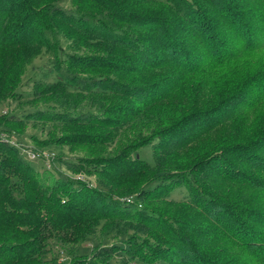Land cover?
Returning <instances> with one entry per match:
<instances>
[{
	"label": "trees",
	"instance_id": "obj_1",
	"mask_svg": "<svg viewBox=\"0 0 264 264\" xmlns=\"http://www.w3.org/2000/svg\"><path fill=\"white\" fill-rule=\"evenodd\" d=\"M35 1L36 6L32 7L29 6L30 0H0V53L5 50L14 55L23 49V46L31 45L36 50L35 54L26 57L31 62L41 54L40 49L45 47L41 43L31 44L30 41V34L34 30L38 16H55L63 13L61 16L67 19H62L71 24L70 31L76 30L73 24L76 27L77 25L85 27L78 28L76 32L82 35L81 38L95 45V53H104L83 56L67 54L71 66H83L86 63L90 67H109L106 62L103 64L104 59L118 58L139 74L149 69H171L173 86H166L169 82V79H166L143 83L138 87L137 90L153 96L152 99L145 100L146 107H151L164 95L177 89L184 75H199L209 70L214 72L229 61L264 49V17L252 15L256 10L250 11L253 8L251 3L255 2L251 0H238V3L234 2L235 0L93 1L105 7L111 15L117 16L121 21L124 20L132 29L118 28L107 19L95 15L80 16L74 10L63 7L66 0L52 3H44V0ZM152 3L160 7L168 3L169 13L173 12L176 18L165 16L167 11L158 13V8L149 10L147 5H153ZM26 9L27 14L22 13ZM16 17L20 19L18 22H15ZM135 30L142 33L147 31L148 34L139 37L134 35ZM44 35L47 42L61 44L60 34L45 29ZM56 52L55 57L62 59L59 45ZM121 69L120 66L119 70ZM173 69L178 71L179 76L174 77ZM56 79L55 85H61L72 92L109 91L121 96L132 95L133 91L114 81L78 77L67 68L59 75L56 74ZM157 90L159 92H156ZM223 95L221 93L214 97ZM263 99L264 96L261 101ZM257 103L252 105L247 95L240 91L224 97L209 110L197 111L160 132L154 131L153 135L156 138L150 141L153 143L156 161L154 167L141 159H128L127 149L122 154L95 160L91 172L107 176L111 180V185L115 187L123 185L133 187V184L137 185L148 179L146 185L139 189L140 192L144 191L146 186L157 181L152 173L157 172L158 168L163 169L160 174L169 171L168 174L173 175L174 172H170L172 170L166 169L169 167L184 171L181 174L184 176L176 174V177H189L187 181H192L191 190L194 195L188 210L194 216L193 218L183 216L184 221H175L178 226H183L186 219L188 226L182 230V234L177 233L174 226L166 220H161L158 224L150 223L155 219L152 215H147V219L138 217L137 227L132 226L136 236L146 230L149 231L150 238H141L143 249L139 253L144 256L146 248H149L146 262L143 264H171L170 259L173 260L174 257L178 260H188L190 257L186 253L199 254L205 251L215 252L210 255L201 254L202 263L196 264H223L220 262L223 255L231 257L232 260H229L231 264H244L242 250L249 251L248 255L254 257V260L247 264H264V209L256 207L255 202H241L234 195L237 190L239 191L238 187H243L241 192L264 193V137L251 143L228 145L205 157L193 154L188 158L175 156L177 152L187 150L209 133L235 119L241 111L249 109V106L256 107ZM85 114L94 115V112L87 111ZM79 115L72 120L74 124L78 123ZM22 121H24L22 115L14 114L8 117L9 123ZM6 131L11 130L0 126V264L44 263L48 247L44 236L45 230L55 234L64 233V237L58 235L62 242L82 240L103 220L113 218L131 220V210L120 206L123 204L117 196H113L114 192L106 185L101 186L102 191L99 188L90 189L86 185L77 186L61 175L60 178L64 179L65 183L58 180L51 188L44 189L38 171L21 153L20 148L12 141L11 135H2V132ZM72 140L77 141L73 138ZM136 140H142L141 144L135 142L137 149L145 145V141L146 143L149 141L145 133L139 134ZM230 140L231 137H228L225 142ZM102 142H105L104 138L93 136L81 143ZM221 143L209 146L215 149V146ZM72 162H66V165L75 168L79 164ZM61 185L65 192L72 191L71 202L63 200L59 193L47 197L48 191L54 192ZM128 193L134 192L129 189ZM156 198L163 199L159 195H156ZM103 207L114 212H118L117 208L123 207L122 213L129 218L124 215L106 214L102 210ZM252 222L261 229L253 226ZM166 240L169 243L178 241L186 250L179 248L180 251L172 252L169 247L166 249L160 246L161 241ZM212 242L227 245L226 249L230 252L216 253L221 251L220 246L212 249L210 246ZM127 244L130 247L131 242ZM255 248L260 249V253L254 250ZM106 249H103V252H107L104 251ZM122 250L130 253L131 248L126 247ZM253 253L256 254L252 255ZM133 258V261L140 264L134 256ZM77 264L91 263L83 261Z\"/></svg>",
	"mask_w": 264,
	"mask_h": 264
},
{
	"label": "rangeland",
	"instance_id": "obj_2",
	"mask_svg": "<svg viewBox=\"0 0 264 264\" xmlns=\"http://www.w3.org/2000/svg\"><path fill=\"white\" fill-rule=\"evenodd\" d=\"M55 1L57 0H44V3ZM93 1L66 0L63 7L74 10L80 16L95 15L107 19L118 28L132 29L124 20L121 21L117 16L111 15L105 7L97 5ZM152 1L165 2L167 0ZM189 1L192 2V0ZM251 1L255 2L251 3L253 8L250 11L256 10V12H252V15L257 14L264 17V0ZM234 2L238 3V0ZM35 4V0H30L29 6L35 7ZM153 5L155 6L153 7ZM153 5H147V8L149 10L158 8V13L167 11L165 16L176 18L173 12L169 13L168 3L161 7L155 3ZM27 11L28 9L22 13L27 14ZM246 11L249 12V10ZM61 15L64 14L55 15L56 17L52 15L38 16L34 30L30 34V41L31 44L41 43L45 47L40 49L41 54L31 62L30 59L26 58L36 52L31 45L30 47L28 45L23 46V49L14 55L5 52V50L0 53V126L11 130L10 132H2V135H11L12 141L28 160L32 155L37 157L30 163L38 171L44 189L51 188L55 181L64 182V179L60 178L61 175H64L67 181L77 186L86 185L90 189L99 188L102 191L103 187L101 186L106 185L114 192L113 196H117L123 204L120 206L131 210L132 216H130L131 220L126 221L113 217H111L112 220H103L82 240H65L62 242L58 235L64 237V233L55 234L45 230L44 236L48 247L42 264H77L83 261L91 264L93 262L94 264H137L133 261V256L140 264H143L146 262L149 248H146L147 251L143 253L144 256L139 253L143 249L141 238H150L149 231L146 230L136 236L132 226L137 227L136 220L138 217L147 219V215H152L155 219L150 223L158 224L161 220H166L171 226H174L177 233L182 234V230L184 231L188 226L186 219L185 225H180L181 228L175 224V221H184L183 216L187 218L194 216L188 210L194 195L191 190L192 181H187L189 177H176V174L184 176L181 175L184 171L169 167L166 169L172 170L170 172H174L173 175H169V171L166 174H160L163 169L158 168L157 172L152 173L154 174L153 178L157 181L146 186L144 191L140 192L139 189L146 185L148 179L137 185L133 184V187L130 185L115 187L111 185V180L107 176L98 172H91L95 166L93 165L95 160L122 154L127 149L128 159H141L154 167L156 161L153 143H151L156 138L153 135L155 134L154 131L160 132L164 128L178 123L181 118L197 111L209 110L224 97L235 95L240 91L243 92V95H247L249 101H252V105L258 102L256 107L249 106V109L241 111L235 119L209 133L187 150L177 152L175 156L188 158L193 154L205 157L207 154L210 155L228 145L251 143L264 137V99L261 101L264 96V81H262L264 80V49L229 61L214 72H209L211 71L209 70L199 75H184L181 77L177 89L164 95L163 98H160V95L157 96L160 101L154 102L151 107H146L145 100L152 99L153 96L149 93H142L137 90L138 87L143 83L166 79H169L166 86H173L174 79L171 69H149L139 74L131 69L129 64L120 62L118 58L104 59L103 64L106 62L109 67H90L86 63L83 66H71L67 54L75 53L83 56L104 53H95V45L87 42L83 37L81 38L82 35L76 32L78 28L85 29V27L79 25L76 27L73 24L76 30L75 32L70 31L71 24L64 21L63 19L67 18ZM19 20V17H16L15 22ZM45 29L60 34L59 42L61 44L47 42L44 35ZM147 34V31L142 33L140 30H135L134 35L140 37ZM58 45L62 59L55 57ZM120 66L121 70H119ZM66 68L78 77L102 78L123 84L129 89H133L132 95L120 96L109 91H68L65 87L54 84L57 81L56 74L59 75ZM173 71L174 77L179 74L177 70L173 69ZM259 77L261 78L254 82ZM221 93L224 94L222 97H214ZM87 111L94 112V115L85 114ZM14 114L22 115L24 121L15 124L9 123L8 117ZM77 115H79L78 123L74 124L72 120ZM142 133L147 134L149 141L148 143L145 141V145L137 149L135 142L142 143V140H136ZM93 136L104 138L105 142L99 144L81 143ZM228 137H231V140L225 142ZM72 138L77 139V141L74 142ZM216 143L221 144L215 146V149L209 146ZM72 161L79 164L75 168L66 165V162L73 163ZM151 172L153 171L151 170ZM161 181L166 182L161 183ZM238 188L239 191L237 190L234 194L235 198L244 203L255 202L256 207L264 209L263 192L254 191L250 194L241 192L243 187ZM129 189L134 193H128ZM58 193L68 203L73 200L72 191L65 192L62 185L54 192L48 191L46 195L50 198ZM156 195L162 196L163 199L156 198ZM123 207L117 208L118 212L107 210L104 207L102 210L112 216H123ZM126 217L129 218V216ZM252 224L261 229L257 224L253 222ZM166 234L168 235V233ZM191 240L196 241V239ZM127 242H131L130 247ZM160 246L166 249L170 248L172 252L180 251L179 248L183 251L186 250L178 241L170 243L167 240L161 241ZM210 246L212 249H217L220 246L219 250L221 251H216V253L230 252V250L227 251L225 244L212 242ZM126 247L131 248L130 253L122 250ZM103 249H106L104 251L107 252H103ZM254 250L260 253V249L255 248ZM214 252L205 251L199 254L185 252L190 259L178 260L177 257H174L173 260L170 259V263H202L200 261L201 254L210 255ZM248 252L241 251L244 264L254 260L251 254L248 255ZM254 254L256 253L252 255ZM222 258L220 262L231 264L229 261L231 257L223 255Z\"/></svg>",
	"mask_w": 264,
	"mask_h": 264
},
{
	"label": "built area",
	"instance_id": "obj_3",
	"mask_svg": "<svg viewBox=\"0 0 264 264\" xmlns=\"http://www.w3.org/2000/svg\"><path fill=\"white\" fill-rule=\"evenodd\" d=\"M37 157L35 155L30 156V161L35 160ZM28 159V158H27Z\"/></svg>",
	"mask_w": 264,
	"mask_h": 264
}]
</instances>
